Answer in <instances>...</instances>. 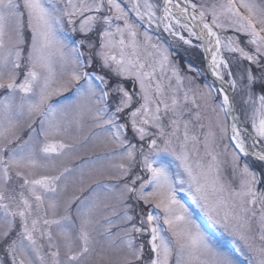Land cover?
Here are the masks:
<instances>
[{
	"label": "snow or ice",
	"instance_id": "snow-or-ice-1",
	"mask_svg": "<svg viewBox=\"0 0 264 264\" xmlns=\"http://www.w3.org/2000/svg\"><path fill=\"white\" fill-rule=\"evenodd\" d=\"M160 8L149 0H0V139L7 137L0 145V221L7 225L0 233V264H88L98 246L123 251V264H170L174 251L176 264H244L240 257L264 264V5L226 0L211 13V23L203 10L196 15L191 0H163L158 16ZM153 24L163 25L177 43L202 50V68L186 61L194 76L181 75L170 59L178 54L172 45L151 43ZM141 27L145 48L155 50V56L148 53L151 62L138 52ZM229 28L232 35L216 31ZM169 70L170 103L163 87ZM195 77L204 79L203 98H215L224 116L221 130L232 145L238 188L222 179L215 155L207 167L190 159L187 122L179 143L178 118L169 119L172 131L165 130L168 113L179 116L176 93ZM84 115L94 130L65 142ZM25 118L27 138L8 137ZM90 142L115 147L61 166ZM36 168L49 174L37 177ZM92 177L107 179L88 183ZM70 183L82 186L80 195L61 200ZM10 185H16L14 194L6 198ZM178 192L188 193L207 224L197 221ZM102 197H114L120 210L94 235Z\"/></svg>",
	"mask_w": 264,
	"mask_h": 264
},
{
	"label": "rangeland",
	"instance_id": "rangeland-1",
	"mask_svg": "<svg viewBox=\"0 0 264 264\" xmlns=\"http://www.w3.org/2000/svg\"><path fill=\"white\" fill-rule=\"evenodd\" d=\"M144 0H140L141 5L143 4ZM149 2L158 4L161 6L160 9L157 10L156 14L162 15V0H149ZM192 3L197 5V8L195 9V13L199 16L200 11L203 10L205 15V20L208 23H211L212 16L211 13L213 11L219 12L220 7L222 4L226 3V0H191ZM257 4L264 5V0H255ZM124 3L127 4L128 0H124ZM238 6V5H237ZM240 11L247 15V12L244 9H240ZM221 22H223L226 26L228 25V21L221 16L220 17ZM121 26H122V22ZM259 28L260 26L257 25ZM145 31L144 27H141L139 29V35L137 36L136 40L139 45L138 52L141 56V58H147L149 62H151L152 57L148 56V53H153L155 56V50L152 49L150 46L145 48V37L143 36V32ZM216 31L220 32L221 35L227 36L232 35V31L229 28L228 31H222L220 29H216ZM149 34L152 36L151 43H163L165 46H168L169 44L172 45L170 48V51L175 53H181L182 57H185L187 61H191L192 63L196 64L198 67L204 66L203 61V53L202 50L199 48H189L187 45H183L182 42L177 43L175 38L168 35V33L163 31V25L159 29L156 28L155 24L152 25L151 29L149 30ZM185 37L187 38V33H183ZM160 36L163 39L161 41L157 40V37ZM79 38V37H77ZM126 40L128 37H125ZM197 41L195 38H193V44H196ZM174 49V50H173ZM131 51V49H129ZM224 55L227 57L228 53L225 52ZM158 59V56L156 57ZM172 59L173 63H178L181 75H193V73L187 72L186 67V60L184 61L181 56H178V54L170 57ZM56 71L59 73L60 67L59 64L56 65ZM157 76H160V73H157ZM168 76H171V71L169 70L166 74L164 80H163V87H164V97L165 99L170 103V97L172 96V91L169 89V80ZM211 83L210 81H208ZM204 79L195 77V82L192 84H189L188 80L185 79L183 81L182 88L176 93L177 98L180 101V104L177 108V112L179 113V116H173L171 112L168 113V115L164 118V125L166 131H172V127L169 124V119H179V128L176 133L177 137L179 138L177 140V143L183 140L184 138V124L187 122L188 124V135H189V141L187 143V149L190 154V159L193 162L200 161L205 167L208 166L209 163L212 162V155H215L217 160L216 163L219 167V172L222 177V179L226 181H231L232 187L238 188L239 186V177L237 176L235 179H233L232 174V157L231 153L233 151L232 145L229 142L228 136L225 135L222 132V128L225 125V119L222 113L219 112L217 105V101L215 98H213L210 101H206L203 96L202 92L205 90L203 89ZM215 87H218L217 85H214ZM171 87L177 88V84L175 79L173 78L171 80ZM191 89V91L188 92L189 99L187 101L184 100V91ZM194 101V102H193ZM239 117L242 123H246L247 126L251 128L250 121L245 120V114L242 111H237L236 113ZM227 123L230 124V121L228 120ZM27 124V119L21 120L18 124V126L13 129L12 133L8 134V137H10L12 134H17L22 139H26V130L25 125ZM81 124L82 127L77 130L75 127L71 130L69 136L65 137V142L67 143H76L78 140H82L84 136L88 135L90 132H92L94 129L91 126L90 119L87 115H84L81 117ZM149 131H155V129L150 128ZM195 137V140H192L191 137ZM7 142V137L4 139H0V145ZM207 145V147H206ZM115 145H100L90 142L87 145H84L81 147L78 151L72 153L67 159L63 160V163L61 166H70L71 164L76 163V157H88V156H94L99 152L106 151L109 148H114ZM114 163H119L120 161H113ZM243 163V160L241 161V164ZM258 167V165H256ZM255 166V167H256ZM25 173H28V169H24ZM35 173V175L38 177L39 175L43 174H49L45 172V170L41 168H36L31 170ZM14 180L16 179L13 173ZM96 179H107V177H92L91 180L88 181V183H91L92 181ZM18 183H23L22 180H19ZM16 187V185H10L8 190L5 191V197L7 198L9 195H13L12 189ZM81 185H73L69 184V187L65 193L62 194L61 200H65L71 196L80 195V188ZM16 191L18 192V187L16 188ZM179 199L190 208V210L193 211L194 216L197 218V221L203 224H207L206 217L202 213L199 212L198 209L195 208V205L192 204L191 197L186 192H178ZM18 199V196H17ZM5 202H8L7 199ZM35 207V206H34ZM46 207V205H45ZM119 205L114 197H107L101 198V201L96 208L94 219L96 221H99L100 223L96 225L94 235L102 233L104 230V227L106 225L103 223L106 217H112L113 212L118 213L119 212ZM63 209L61 208L59 214H62ZM147 211V209H145ZM257 213L259 212V209H255ZM48 218L51 217V213H49ZM163 221L161 220V224ZM17 224H18V218H17ZM253 226L255 227V223L253 222ZM7 225L3 223V221H0V233H2L4 230H6ZM19 230L18 228L16 229ZM117 230V225L114 224L113 226V232L115 233ZM212 231H215L214 229ZM53 235L54 237L57 236L56 229L53 228ZM166 235L171 239V233H166ZM251 235L254 237L255 243L259 245L261 242L256 238L258 236V233L256 231H253ZM15 236V232L12 233V237ZM10 237V239L12 238ZM57 239H59L57 237ZM145 240L147 237L144 238ZM223 242L227 247H233L227 237L222 238ZM38 240L40 243L45 245V252H47V242L46 240L40 239L38 236ZM125 253L121 250H106L101 251L99 246L97 247V252L93 254L88 264H123V257ZM5 259L2 246H0V260ZM242 261H244V264H247V261L244 257H240ZM7 264H10V262H7ZM170 264H176V254L175 251L173 252L172 257L170 258Z\"/></svg>",
	"mask_w": 264,
	"mask_h": 264
},
{
	"label": "water",
	"instance_id": "water-1",
	"mask_svg": "<svg viewBox=\"0 0 264 264\" xmlns=\"http://www.w3.org/2000/svg\"><path fill=\"white\" fill-rule=\"evenodd\" d=\"M162 4H163V0H162ZM189 11L191 12V11H193L192 9H189ZM196 31H197V28H196ZM198 32V31H197ZM203 53V52H202ZM204 55V54H203ZM212 81H213V78L211 77V76H208ZM215 84L217 85V86H219V81H215ZM248 127V126H247ZM249 128V127H248ZM250 129V128H249Z\"/></svg>",
	"mask_w": 264,
	"mask_h": 264
},
{
	"label": "bare ground",
	"instance_id": "bare-ground-1",
	"mask_svg": "<svg viewBox=\"0 0 264 264\" xmlns=\"http://www.w3.org/2000/svg\"><path fill=\"white\" fill-rule=\"evenodd\" d=\"M197 15V14H196ZM198 16V15H197ZM197 31L199 32L200 31V28L199 27H197ZM208 59L210 60L211 59V57H210V54H209V56H208ZM231 123V122H230Z\"/></svg>",
	"mask_w": 264,
	"mask_h": 264
}]
</instances>
